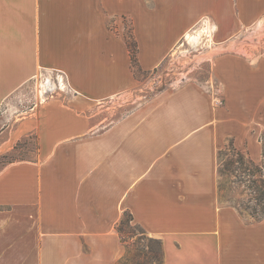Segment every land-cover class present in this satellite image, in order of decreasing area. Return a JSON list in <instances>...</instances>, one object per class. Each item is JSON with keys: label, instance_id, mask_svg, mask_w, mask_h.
<instances>
[{"label": "crops", "instance_id": "0c3cea01", "mask_svg": "<svg viewBox=\"0 0 264 264\" xmlns=\"http://www.w3.org/2000/svg\"><path fill=\"white\" fill-rule=\"evenodd\" d=\"M118 16L131 18L144 72L202 28L219 52L206 86L164 89L105 124L103 105L139 83L108 28ZM263 18L264 0H0V111L38 76L62 85L1 121L8 149L35 135L38 150L0 170V264H116L125 212L161 241L162 264H264V217L221 202L217 175L228 143L261 161L264 56L228 50Z\"/></svg>", "mask_w": 264, "mask_h": 264}, {"label": "rangeland", "instance_id": "374dc122", "mask_svg": "<svg viewBox=\"0 0 264 264\" xmlns=\"http://www.w3.org/2000/svg\"><path fill=\"white\" fill-rule=\"evenodd\" d=\"M108 20L109 30L119 37L127 38L131 30L133 31L130 17L118 16ZM201 31L202 28L198 30L194 28L190 31V34H194L196 38L187 39L186 35L185 38L179 41L172 53L154 71L139 74L137 79L139 83L136 89L112 100H108L102 108V115L106 118L105 124L111 120H116L127 115L140 104L156 96L158 93H161L164 89L178 88L186 82H196L206 86V82L210 78L213 62L219 55V52L217 49L215 50L207 46L206 39L203 37L205 35L204 31ZM227 48L228 46L226 45V49ZM228 51V53L232 55L246 56L253 60L260 56H264V18L261 19L260 23H255L252 27H248L240 31L236 36H233ZM57 82L58 79L55 76H38L27 83L16 97H12L11 101L3 105L0 111V170L9 165L11 161L19 162L20 160L36 159V140L34 136L30 138L24 137L18 140L12 148L8 149L10 145L4 143L6 135L5 133L1 134V131L7 130L6 126L10 123V119L24 117L25 112L34 107V104H38L42 98H45L39 93L43 85L49 86L52 92H54L58 86H62ZM210 84L214 104L222 105L221 86L216 81H212ZM3 119H5L4 122L7 125L1 128V121ZM229 144L230 143H228L226 147L229 146ZM16 145L17 149L13 150ZM225 159H227V156L222 158V162H224ZM217 175L218 193L221 202L228 203L231 206H233L232 203L236 201H241L244 204L247 202V192L246 194L244 192L245 187L241 186L236 188L235 185L230 183L231 181H237L234 177L237 176L236 173H226L225 176H220L219 170H217ZM220 183L224 186L225 190L223 192L219 191ZM227 200H232L233 202L231 203V201ZM250 204L253 205L254 202H250ZM241 213L243 217L252 219L247 213ZM135 233L136 235L133 239H129L131 251L134 254H143L142 252H147L145 245L148 243L145 240H141L142 235L140 232L135 231ZM152 247L156 248V244L152 243ZM141 256L140 259L142 258Z\"/></svg>", "mask_w": 264, "mask_h": 264}, {"label": "trees", "instance_id": "16d2710c", "mask_svg": "<svg viewBox=\"0 0 264 264\" xmlns=\"http://www.w3.org/2000/svg\"><path fill=\"white\" fill-rule=\"evenodd\" d=\"M129 37L125 38V43L129 52L131 69L138 79L139 74L148 73L149 71H141L137 63V43L135 41L133 31L129 33ZM155 70V69H154ZM153 70V71H154ZM34 136L36 140V152L38 150V141L35 135H29L27 138ZM262 145V156L261 161L256 163L252 161L245 153L237 150L232 144L222 149L218 153V170L220 176H225L226 173L234 174L237 181H231L230 183L238 187H245L244 192L246 196V203L241 201L233 202L232 205L239 210V212L247 213L253 220H260L264 217V133L260 138ZM18 145V144H17ZM17 145L13 150L17 149ZM227 156V159L222 162V158ZM230 156V157H229ZM35 160H20V161H36ZM19 161V162H20ZM15 163L14 161L9 162ZM224 186L222 183L219 185V191L223 192ZM243 192V193H244ZM250 202H254L253 205ZM242 214V213H241ZM133 218L130 213L125 212L121 220L116 226V230L120 236L121 242L126 244L127 252L123 258L118 260L116 264H162L164 259V253L162 248V243L160 240L154 239L146 235V232L138 225L134 224ZM135 231L140 232L142 235L141 240L147 241L148 244L145 245L147 252H142L143 254H134L131 251V246L129 244V239H133L136 235ZM145 236V237H144ZM152 243L156 244V248L152 247ZM141 252V251H138ZM142 255V256H141ZM140 256L142 257L140 259Z\"/></svg>", "mask_w": 264, "mask_h": 264}, {"label": "bare ground", "instance_id": "6f19581e", "mask_svg": "<svg viewBox=\"0 0 264 264\" xmlns=\"http://www.w3.org/2000/svg\"><path fill=\"white\" fill-rule=\"evenodd\" d=\"M194 38H196V36H194V34H188L187 35V39H194Z\"/></svg>", "mask_w": 264, "mask_h": 264}]
</instances>
